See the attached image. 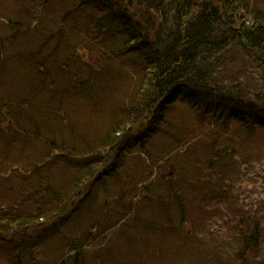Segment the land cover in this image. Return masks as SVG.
<instances>
[{"label":"trees","instance_id":"16d2710c","mask_svg":"<svg viewBox=\"0 0 264 264\" xmlns=\"http://www.w3.org/2000/svg\"><path fill=\"white\" fill-rule=\"evenodd\" d=\"M251 157L264 160V0H0V264H126L145 208L158 239L182 235L176 201L197 217L171 248L200 247L197 220L231 201ZM170 160L179 174L164 176ZM229 205L216 220L242 218ZM263 233L242 240L246 258Z\"/></svg>","mask_w":264,"mask_h":264},{"label":"rangeland","instance_id":"374dc122","mask_svg":"<svg viewBox=\"0 0 264 264\" xmlns=\"http://www.w3.org/2000/svg\"><path fill=\"white\" fill-rule=\"evenodd\" d=\"M163 1L166 3L168 0ZM234 52L242 57L243 62L248 60L247 57L245 58L244 54L242 55L238 48H236V50L234 48L232 53L228 56H232ZM78 53L86 61L93 64L94 67H99L100 62L96 55L84 49H79ZM240 56L236 58L238 61H231L230 66L226 70H230L231 72L237 70L241 60ZM230 59H232V57H230ZM180 107H182V105H180ZM228 135H230V133H228ZM222 139L226 140L224 138ZM249 152L254 157V153L256 152H252L251 150H249ZM257 154L259 155V153ZM173 164L172 160H170L169 166L167 165L166 169L161 167L165 170V172L162 173L164 176L171 177L172 174H179V167ZM240 168L241 169L238 170L241 175L235 176L234 178L236 184L234 192L229 191L226 193L231 201H222L216 205L214 203L213 210H206L208 212L207 217L197 220L198 231L194 236L198 240L194 239L193 243L197 241L199 243V241L202 240V246L200 245V247H198V245L193 244L192 247L189 245L186 248H183V250L181 249L182 247L179 250L177 248H171L172 245L175 246L173 243H176L183 238V234L188 236L190 233L194 232L192 226L193 222L189 220L194 221L197 217L193 216L194 214L191 210H186V207L179 205L178 201H176V209L181 210L183 208L181 213L182 215H186V217L184 216V220L186 222L188 221V223L183 226L182 235L179 237L174 235L171 238L163 237L158 239V236L163 234L161 233L157 222L159 220L156 215H153V213L145 208L141 221L140 218L136 220L138 223L142 224V231L139 233V236L146 242H138L139 240L136 239L137 242L134 244L135 247L130 250L129 255L127 253V258L123 255L126 264H136L138 262L139 264H150L149 261L152 259H158L159 262L157 264H264V240L263 243L259 244L260 247L256 246L258 249L257 256L251 255L247 258L245 257V249L242 242L249 233L261 232L262 234V231L264 232V160L258 161L256 158H253L251 159V163L242 160ZM7 176L11 178L16 177V172H8ZM173 186L177 187L175 184H173ZM237 195L239 197L238 200H234L233 196ZM166 197L167 195L164 194V198ZM177 197L180 196L177 195ZM125 199V202H129V195ZM228 204H231L229 205L231 208L228 212L230 214H237L239 217L242 216V218L237 217L233 222H231L230 219L216 220L215 215L219 214L217 211H221ZM137 205L138 203L134 206L137 207ZM156 205H160V202H156ZM186 206L188 207V203ZM164 208V214L167 217L168 215L175 216V209L172 203L166 201L164 203ZM245 209L248 211L247 213H244ZM133 211L135 212V209H133ZM195 211L197 212L199 210L195 208ZM177 217H179V214H177ZM176 219L178 220L179 218ZM165 221H167L166 218ZM142 222H145V224ZM228 222L231 224L230 227L227 224ZM153 224H156L155 227ZM242 224L246 225V227H244V235L234 239V234H236ZM145 225L148 229L145 228ZM171 228L173 229V226ZM262 236V239H264V233ZM2 244L3 243H0L1 247L3 246ZM147 248L148 250L146 251ZM158 253L168 254V256H159ZM118 261L120 262V259H118Z\"/></svg>","mask_w":264,"mask_h":264},{"label":"water","instance_id":"95a60500","mask_svg":"<svg viewBox=\"0 0 264 264\" xmlns=\"http://www.w3.org/2000/svg\"><path fill=\"white\" fill-rule=\"evenodd\" d=\"M129 1V4H131L130 2H131V0H128Z\"/></svg>","mask_w":264,"mask_h":264}]
</instances>
